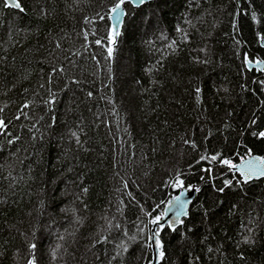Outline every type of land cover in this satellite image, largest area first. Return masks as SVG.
<instances>
[{
    "label": "trees",
    "instance_id": "obj_1",
    "mask_svg": "<svg viewBox=\"0 0 264 264\" xmlns=\"http://www.w3.org/2000/svg\"><path fill=\"white\" fill-rule=\"evenodd\" d=\"M19 2L0 0V264H150L152 220L192 187L159 264H264V181L222 163L264 157V0L126 3L116 46L117 0Z\"/></svg>",
    "mask_w": 264,
    "mask_h": 264
},
{
    "label": "snow or ice",
    "instance_id": "obj_2",
    "mask_svg": "<svg viewBox=\"0 0 264 264\" xmlns=\"http://www.w3.org/2000/svg\"><path fill=\"white\" fill-rule=\"evenodd\" d=\"M126 2H134V3L142 4L145 2V0H117V3H115V5L110 9V19L113 21V23L111 25V31H110L109 35H110V39H111L112 44L115 43V38L120 35L119 25L122 23L120 18H121V16L124 15V12L122 10V6ZM6 6L19 9L20 11L24 10L22 8L19 0H7ZM102 19H103V17H102ZM96 43L100 44L101 41L97 40ZM173 43H175V42H173ZM112 54H113V48L109 47L108 48V55L111 56ZM196 91H197V93H199L200 90L197 89ZM89 95H91V93H89ZM25 107H27V105H25ZM6 127H7V125L4 123V121L2 119H0V130L5 129ZM73 135H75V134H73ZM259 135L261 137H264V132L259 133ZM202 159H203V157H202ZM216 159H217V156L211 157V160H213V161ZM222 163L228 165L230 168L237 169V171H239L241 173V175L243 176L244 182H247V181L252 180V179H258V178L264 177V157H253L251 159H248L245 162L244 167H239L235 164H232L230 160H223ZM231 183H232L231 181H226L225 186H228ZM175 187H177V188L183 187V181L177 179ZM219 191L223 192L224 189L221 188V189H219ZM181 195H183V193ZM173 199L179 204V207L181 209L176 214L177 219H179L180 215H187V213L182 211V209L187 206L188 201L181 200L180 196L174 197ZM170 203H171V201H170ZM161 219H162L161 216H156L152 220V223L156 224ZM181 223H182V221H181ZM245 242H247V238H245ZM156 243L158 246H160V242L158 239L156 240ZM31 248L34 250L36 248V245L32 244ZM160 256L163 257L162 251L160 252ZM28 264H36L35 257L30 259Z\"/></svg>",
    "mask_w": 264,
    "mask_h": 264
},
{
    "label": "water",
    "instance_id": "obj_3",
    "mask_svg": "<svg viewBox=\"0 0 264 264\" xmlns=\"http://www.w3.org/2000/svg\"><path fill=\"white\" fill-rule=\"evenodd\" d=\"M5 3L7 2V0H4ZM153 0H145L144 3L139 4V3H134V2H126L129 3L131 6L138 8L141 7L143 5H145L148 2H151ZM126 3L122 6V10L124 12V15L121 16V21L122 23L119 25V31H120V35L123 29V25H124V20L126 18L127 15V9H126ZM12 8V7H10ZM16 9V8H13ZM19 10V9H16ZM111 21V25L113 23V21L110 19ZM111 31V28H110ZM120 35L118 37L115 38V43L113 44L114 46H116L118 44ZM261 45L264 46V38L261 40ZM247 67L249 70L252 69H257L258 71H263L264 70V60H259L256 62H248L247 63ZM253 157H259L256 155H251L248 156L247 158L243 159L240 163L236 164L239 167H244L245 162L248 159H251ZM234 171H236L237 173H239L241 175V173L239 171H237V169L233 168ZM242 176V175H241ZM243 178V176H242ZM244 180V178H243ZM253 180H263L264 181V177L258 178V179H252L249 181H253ZM183 193V195H181ZM180 196L181 200H186L188 201L187 206L185 208L182 209V211L186 212L188 215V209L190 206V203L193 201V199L196 196V187H192V188H181L179 190V192L175 195H173L167 202L166 207H165V211L163 213V215H161L162 219L157 222L156 224H153V228H152V245H153V251H154V257H153V261L150 264H159L161 256H160V250H159V246L156 243V240H159L158 235L156 234V231L158 229V227L160 228H164L166 226H170L171 228H177L181 225V221H183L184 218L187 217V215H180L179 219H177V212L180 211V207L179 204L173 199L174 197ZM171 201V203H170ZM160 242V241H159ZM32 259V258H31ZM29 262V261H28ZM28 264V263H27Z\"/></svg>",
    "mask_w": 264,
    "mask_h": 264
}]
</instances>
